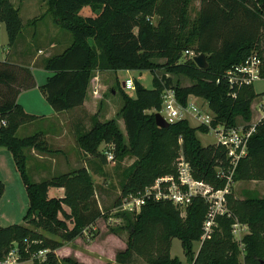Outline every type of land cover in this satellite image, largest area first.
<instances>
[{
	"label": "trees",
	"instance_id": "16d2710c",
	"mask_svg": "<svg viewBox=\"0 0 264 264\" xmlns=\"http://www.w3.org/2000/svg\"><path fill=\"white\" fill-rule=\"evenodd\" d=\"M43 1L52 23L71 36L60 53L43 57L39 63L50 75L38 89L54 112L80 106L95 71L134 70L151 74L149 88L132 79V95L119 86L122 99L119 116L125 140L112 118L99 121L92 117L88 129L74 132L78 149L89 157H98L102 163L105 159L97 151L101 142L114 146V158L124 152L137 158L113 205H118L121 197L141 190L156 176L174 174L172 163L178 159V151L189 163L193 178L214 189L221 188L224 182L216 177L214 166L225 165L224 151L215 144L202 146L195 135L196 131L207 133V127L190 126L185 119L157 127L153 114L160 110L162 89L171 88L181 106L189 95L202 98L213 114L211 125L232 126L237 117L249 118L252 87L242 86L232 98L227 94L222 75L251 51L262 53L264 0H199L193 21L187 17L189 0ZM83 6H88L93 14L79 15ZM0 22L6 46L13 47L22 24L9 0H0ZM189 45L192 48H186ZM184 50L202 53L206 67L197 68L189 58L179 61L178 53ZM158 58H165L166 71L182 72L192 82L179 87L172 84L169 76L152 73L160 66L155 62ZM22 65L6 58L0 61V147L10 153L27 199L23 224L0 225V261L14 250L18 262L30 259L32 264H59L54 251L93 225L101 210L95 186L84 166L39 181L30 179L24 151L53 150L41 131L16 133L18 127L37 118L25 113L16 102L20 91L34 86L28 68ZM260 74L264 77V56ZM146 109L152 111L145 113ZM247 180L264 181L263 125L257 126L248 139L246 154L232 173L233 182ZM49 188H62V196H48ZM2 191L0 180V196ZM226 210L216 217V227L210 234L200 240L206 212V204L200 197L191 199L183 215L168 201H146L136 214H121L119 230H125L127 237L124 249L114 254L113 262L180 264L169 255L171 239L176 238L187 264H264V198L238 199L229 192ZM234 220L246 224L248 229L239 243L233 240L230 231ZM195 241L199 246L193 252ZM38 251H44L40 260L36 256Z\"/></svg>",
	"mask_w": 264,
	"mask_h": 264
},
{
	"label": "rangeland",
	"instance_id": "374dc122",
	"mask_svg": "<svg viewBox=\"0 0 264 264\" xmlns=\"http://www.w3.org/2000/svg\"><path fill=\"white\" fill-rule=\"evenodd\" d=\"M198 1L199 0H189L187 7V17L189 21H193V19L196 17L198 10ZM41 2L42 0H13L12 5L18 10V15L22 26L17 36L16 44L13 47H9L7 49L6 55H5L6 52L5 50L7 48L6 35L4 32L3 24L0 22V61H2L4 57H6V60H10L13 58L15 60V57L17 60H25L23 62L20 61L19 63H23L22 66L28 68L35 86V87L33 86L34 88L31 87L33 89L29 88L26 90H22L23 92L20 91L17 97L19 95L20 96L16 98V102L20 106H21L20 103H22L26 107L33 105V109H36L33 111H35L36 113H44L43 110H41V108L47 103H45V101H41V103L39 102L40 103L39 105L37 104V94L39 96L41 94L38 89V86H40L43 83L47 75L49 76V72L44 70L39 65V63L46 53H58L64 47H66L71 41L70 34L66 30L59 29L54 24H52L51 27L49 24L47 25L44 24L45 21L41 23L36 22L34 24L31 22L33 17H36V15L43 13V11L45 10L46 8L45 2H43L42 5L43 8H41V10L38 8ZM35 7L36 9L33 10V8ZM78 14L83 16V15H90L92 14V12L90 11V8L88 6H83L79 10ZM43 16L45 20L48 21L52 20L49 13L44 14ZM39 30L40 31L47 30V32L51 30L52 31L55 30L56 36L52 38L53 39L52 46L55 45L53 49L51 50L47 49L43 44H41L44 40H42L41 42V40L35 39L34 35H32L34 32L36 33L39 32ZM58 38H61L63 46H61V44H58V42H56L57 40L60 41V39ZM260 46L262 48V53L264 54V34H261ZM186 48H192V46L189 45ZM36 49L40 50L37 54H36L37 52ZM21 51L24 54L22 53L21 55L20 54ZM34 54L36 58H33ZM178 54H179V58H178L179 61L185 62L188 59L185 55H183L182 51H179ZM30 60H32L31 63ZM155 62H157L160 66L156 67L152 73H154L157 76H160L161 74H165V76H169L173 85L182 87V86H188L192 82V79L182 72L173 73L166 71L165 58L155 59ZM96 76L97 79L91 81L89 85V91L94 90L93 87H95L96 83L98 84V87H97V92L95 94H93L92 92L90 93L92 101L89 102L88 104L89 105L88 111L85 108H83V110L79 109L78 110L79 112L76 113L78 114L77 116L83 114V118L81 119L82 120L81 128L78 129L81 130L88 129L92 123V119H91L92 117H96V119L99 121H104L106 119L112 118L115 120L119 130L121 131L123 140H125L122 120L120 119L119 116V110L122 105L119 86L121 89H123V87L121 86V82L126 77H131L140 80L144 87L149 88L151 74L149 71L138 72L133 70L126 73L120 70L116 72L99 71L97 72ZM252 89L254 93H260L264 91V80L254 81L252 83ZM124 92H126L129 95L133 94L132 90H127V91L124 90ZM187 98H189L194 103H196V105L200 107L201 111L203 110L204 112L205 110H208L206 103L202 98L192 95H189ZM23 111L27 114H31L34 116L37 115L31 112H27L24 109ZM80 111H82V113H80ZM151 111L152 109L144 110L145 113H150ZM184 116H185V120H187L190 126L199 125L198 120L192 118L189 112H185ZM236 120H239V117H237ZM31 126L29 127L33 129L32 132L38 131L41 127L40 124H35V125L32 124ZM66 128L67 126L65 124L61 126V129L67 131L68 128L67 129ZM24 133H25L24 130L21 129L20 131L17 132V135H21ZM195 135L202 146H205L213 142V137L211 132L201 133L199 131H196ZM62 136H64V138L69 137L68 133L63 134ZM72 138H73V140L71 139L72 143H74V146H76L74 135L72 136ZM44 140L46 141V144L49 146V148L53 150L52 152L39 153L32 148L24 151V153L27 156L25 167L32 181H39L41 179L50 177L53 174L61 173V171L64 169L61 155L63 152L69 153V151L71 150L69 145L71 143L70 139L68 140V139L55 138V136L49 135L48 137H45ZM76 148L78 147L76 146ZM110 149L113 154L114 146L112 144ZM0 150H5V149L0 147ZM179 152L180 151H178V155ZM37 153L40 155V157L36 155ZM82 155L86 156V154H82ZM136 159H137L136 157H134L128 152H124L121 156L119 154V156L115 158L113 157V159L109 162L104 160L105 161L104 163H102L101 159H99L98 157H89L88 155L86 158L83 159V164H84L83 166L86 167L87 170L91 171L92 173V174L89 173V176L93 185L95 186V197L97 200V204L101 210V215L98 219L95 220L93 225L88 227V229L84 230V232H82L74 239L68 242H64L55 251L56 254L55 256L58 259L59 264H104L106 262H110V259H112L111 257L112 256L114 257V254L116 252L124 249L127 233L125 230H119V226H121L120 225L121 224L120 218L122 216L121 214H136L138 211H133V212L121 211L118 208V205L114 206L113 203L116 197L120 193V186L125 180L126 174L131 164H133V162H135ZM176 162L177 159L172 163L173 167ZM20 194H22L21 191ZM23 194L25 198V193L23 192ZM53 195H55V189L49 188L48 196H53ZM230 195L238 199H243L248 196H257L259 198H264V181L247 180V181L233 182L230 188ZM19 206L20 203L16 201V204L10 206L9 208H7V210L9 209L11 211L16 212V210L19 209ZM25 209L26 208L23 209L22 212L23 214L25 212ZM66 211H68L67 208ZM183 214L184 211H181L180 215ZM4 221L6 220H0L1 225H6L5 223L7 222ZM10 223L23 224L24 221L22 220V215L19 216L15 221H12ZM68 226H70L69 223ZM113 230H115L116 232ZM198 246H199L198 241L193 242L192 251L195 252ZM11 252L14 256H16L14 250ZM169 255L171 257H176L180 261V264H187L182 249L180 247L179 240L176 238L171 239ZM240 257L241 254L238 255L239 259ZM37 258L40 260L42 257L38 255ZM17 263L18 261L16 260L14 264ZM21 264H32V262L30 260L27 262H22ZM141 264H144V262L141 261Z\"/></svg>",
	"mask_w": 264,
	"mask_h": 264
},
{
	"label": "built area",
	"instance_id": "2783aa9c",
	"mask_svg": "<svg viewBox=\"0 0 264 264\" xmlns=\"http://www.w3.org/2000/svg\"><path fill=\"white\" fill-rule=\"evenodd\" d=\"M183 55L191 59L195 53L191 50H184ZM263 53L258 54L251 51L244 60L227 68L222 78L225 80L228 95L232 98L242 86H251L256 80H264L260 74ZM133 78L126 77L122 81L125 91L133 90ZM217 82V80H216ZM253 90V89H252ZM249 102V118L235 120L232 126H224L221 123L211 125L213 114L209 110L201 111L200 107L187 98L185 105H179L174 98L171 88H163L160 93L161 107L157 113L166 123H172L179 119H185L184 113L189 112L196 118L199 124L207 127L211 132L213 142L224 151L225 165L214 166L215 175L223 180L221 188L214 189L202 180L193 178L189 163L179 153L177 162L174 165V174H163L156 176L148 185L144 186L135 194H128L120 198L118 208L121 211H138L140 206L146 201H168L180 213L190 203L193 197H200L206 204V212L201 225L200 240L205 238L214 227H216V217L227 212L226 195L230 192L232 173L237 162L246 154V145L250 136L255 132L257 126H264V91L254 93ZM254 108V109H253ZM3 125L4 122L1 121ZM111 144L101 142L97 151L109 162L113 159L110 149ZM247 225L234 220L230 226L231 235L234 241L240 242L243 235L247 233ZM241 246V245H240ZM44 251H38L37 257L43 256ZM16 256L10 251L0 264H14Z\"/></svg>",
	"mask_w": 264,
	"mask_h": 264
},
{
	"label": "crops",
	"instance_id": "0c3cea01",
	"mask_svg": "<svg viewBox=\"0 0 264 264\" xmlns=\"http://www.w3.org/2000/svg\"><path fill=\"white\" fill-rule=\"evenodd\" d=\"M9 1L11 3L13 2V0H9ZM43 2L44 1L42 0L41 4L38 7L40 10H41V8H43V6H42ZM34 9H36V7L33 8V10ZM17 12H18V10H17ZM44 14H48L47 13V6H46L45 10L43 11V13H40V14L36 15V17H33L31 22L33 21V24H34L36 22H38V23L40 22L41 23V22L45 21L44 24H46V25L49 24L51 26L53 24L52 20H50V21L45 20L44 16H43ZM92 14H90V15H92ZM55 33H56L55 30L54 31L51 30L49 32H47V30H45V31H40L39 30V32H37V33L34 32L32 35H34L35 39L41 40V42H42V40H44L41 44H43L47 49L51 50L55 46V45L52 46V44H53L52 43V40H53L52 38L56 36ZM58 39H60V41L57 40L56 42H58V44H61V46H63L61 38H58ZM7 49H8V47L5 50L6 51L5 55L7 54ZM36 50H37V52H36V54H37L40 50L39 49H36ZM60 52H58V53H60ZM22 53L23 52L21 51L20 54L22 55ZM58 53H46L44 57H47L49 55L58 54ZM14 54H15V52H14ZM12 56H15V55H12ZM4 58H6V57H4ZM4 58H3V60H4ZM33 58H36L35 54H34ZM9 61H11L13 63L23 64V63H19V62L20 61L23 62L25 60H17L16 57H15V60L13 58V59H10ZM31 61L32 60H30V63H31ZM97 72H99V71H95L93 73V76H92L93 78L91 77L92 80L90 79L89 85H90L91 81H93L94 79H97V76H96ZM124 72L127 73L129 71H124ZM49 75H50V73H49ZM47 77H48V75L45 77V79ZM45 79H44V81H45ZM138 81L141 83L140 80H138ZM89 85H88V88H87V91H86V95H85V98H84L82 104L80 106H78V107H74V108L66 110V111L54 112L50 108V106L48 104H45L41 108V110H43L44 113H36L35 111H33V110H36V109H33V105H30V106L26 107L22 103H20L22 108L25 111L37 114L36 115L37 118L34 119L33 121H31L29 124H25V125H22V126L18 127V129L16 130V133L18 131H20L21 129H23L25 133L21 134V135L30 134V133H32V130H33L31 128L32 127L31 125L32 124L33 125L40 124L41 127H40V129L38 131L42 132L44 138L48 137L49 135H51V136L53 135V136H55V138L68 139V140L72 139L73 140L72 136L74 135V132L78 128H81V124H82V120L81 119L83 118V114H81L80 116H77L78 114H76V113L79 112L78 111L79 109L83 110V108H85L88 111V109H89V105L88 104H89V102L92 101L90 93L92 92L93 94H95L97 92V87H98L97 83L95 84V87H93L94 88L93 91H89ZM33 88H31V89H33ZM21 92H23V91H21ZM41 101H45L43 96L41 94H40V96L37 94V104L39 105L41 103ZM45 103H46V101H45ZM80 113H82V111H80ZM191 117L194 118L192 116V114H191ZM194 119H196V118H194ZM63 124H65L67 126V128H68V129L66 128L67 131L61 129V126ZM29 126H31V127H29ZM65 133H68V135H69L68 138L67 137L64 138V136H62ZM72 140H71V143L69 144L70 145V149H71L69 151V153L63 152L62 155H61L62 163H63V166H64V169L61 171V173L69 171V170L77 168V167L83 166L84 165L83 164V159L87 157V155L83 156L82 154H84V153H82V152L80 154V150L78 148H76V146H74V143H72ZM36 155L38 157H40V155L38 153ZM88 172L91 173V171H89V170H88ZM0 180L2 181V184H3V191H2V194L0 196V211H1L0 212V220H6L4 222H7L5 224L8 225V224H11L10 222L15 221L19 216H21V215L23 216L22 212H23V209L26 208L27 199H26V195H25V198H24V194H23L24 187H23V185H22V183L20 181V178L18 176V173H17L16 169L14 168V164H13L11 155H10V153L7 150H0ZM53 189H55V195L50 196V197H61L62 196V194H63L62 188H53ZM20 191H21L22 194H20ZM16 201L20 203L19 209L16 210V212L15 211H11L9 209L7 210V208H9L10 206H13L14 204H16ZM64 209L66 210V208H64ZM0 225H1V223H0ZM2 226H4V225H2ZM55 251H54V254H55ZM66 254H63V255H66ZM111 258L112 259H110V262L115 264L113 262V256ZM27 261H30V259L18 262L17 264H21L22 262H27Z\"/></svg>",
	"mask_w": 264,
	"mask_h": 264
},
{
	"label": "water",
	"instance_id": "95a60500",
	"mask_svg": "<svg viewBox=\"0 0 264 264\" xmlns=\"http://www.w3.org/2000/svg\"><path fill=\"white\" fill-rule=\"evenodd\" d=\"M191 60L194 63V65L199 69H204L206 67L205 57L202 53H198L194 55L191 58ZM121 86H122V83H121ZM153 119L157 127H166L168 124L162 119V117L157 112L153 114Z\"/></svg>",
	"mask_w": 264,
	"mask_h": 264
}]
</instances>
